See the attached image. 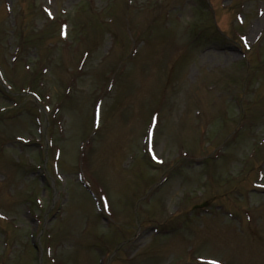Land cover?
Masks as SVG:
<instances>
[{
    "label": "rangeland",
    "instance_id": "1",
    "mask_svg": "<svg viewBox=\"0 0 264 264\" xmlns=\"http://www.w3.org/2000/svg\"><path fill=\"white\" fill-rule=\"evenodd\" d=\"M206 1L0 0V264H264V0Z\"/></svg>",
    "mask_w": 264,
    "mask_h": 264
},
{
    "label": "snow or ice",
    "instance_id": "2",
    "mask_svg": "<svg viewBox=\"0 0 264 264\" xmlns=\"http://www.w3.org/2000/svg\"><path fill=\"white\" fill-rule=\"evenodd\" d=\"M242 39H243V37H242Z\"/></svg>",
    "mask_w": 264,
    "mask_h": 264
}]
</instances>
